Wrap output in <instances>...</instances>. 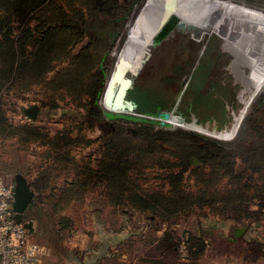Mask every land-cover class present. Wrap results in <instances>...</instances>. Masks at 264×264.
Here are the masks:
<instances>
[{
    "label": "trees",
    "instance_id": "obj_1",
    "mask_svg": "<svg viewBox=\"0 0 264 264\" xmlns=\"http://www.w3.org/2000/svg\"><path fill=\"white\" fill-rule=\"evenodd\" d=\"M131 9L130 0H0V138L47 148L50 164L31 186L56 196L55 213L102 189L112 205L159 219L162 256H178L184 244L188 258L199 259L207 243L202 236H178L174 227L182 217L198 210L235 222L264 215V88L230 141L157 120L160 110L142 112L154 118L105 111L106 65ZM35 87L51 108L70 101L80 123L104 132L96 139L64 130L51 136L35 124L13 123L6 98L23 99ZM96 143L99 158L76 157L77 147ZM58 169L62 186L53 181ZM150 176L162 185L147 186ZM33 205L23 215L27 230ZM60 225L71 228L72 220L62 218Z\"/></svg>",
    "mask_w": 264,
    "mask_h": 264
},
{
    "label": "rangeland",
    "instance_id": "obj_2",
    "mask_svg": "<svg viewBox=\"0 0 264 264\" xmlns=\"http://www.w3.org/2000/svg\"><path fill=\"white\" fill-rule=\"evenodd\" d=\"M231 1L264 11V0ZM130 2L131 13L106 65L107 76L100 100L104 110L105 92L115 68L117 51L126 42L129 22L131 24L138 16L147 0ZM202 36L198 38L190 32L175 30L152 49L151 56L125 93L121 94V84L114 89L113 100H122L127 109L132 107L129 112L122 113L154 118L142 112L160 110L184 117L180 114L182 112L189 117L188 125L174 124L175 127L197 131L195 125H198L210 132L231 130L234 123L232 114H238L242 108L238 96L243 84L236 81L234 75L244 80L247 89L251 85L255 86V92L259 89L256 81L246 82L241 68L233 70L232 74L233 56L225 48L221 36L207 32ZM128 70L130 68L124 74ZM263 88L254 97L243 120L253 109ZM250 93H246L244 99ZM157 104L161 106L157 107ZM34 105L39 106L35 120L28 114ZM6 107L13 123L35 124L51 136L64 130L70 131L72 137L96 139L104 132L99 127L90 129L87 124L80 123L78 110L70 101H61L56 108L48 106L39 87L33 88L23 99L7 97ZM155 118L162 120L160 115ZM124 123L129 127L135 126L134 122ZM46 150V147L34 143L24 144L15 139L3 141L0 138V178L16 183V176L22 175L35 192L34 205L25 222L32 226L28 229L30 238L42 247L40 264H106L109 261L113 264H264V215L258 220L235 222L198 210L182 217L174 227L178 236L181 239L189 234L202 236L207 243L206 251L199 259H189L184 244L178 256H162L156 248V241L165 228L159 219L127 206L112 205L102 189L89 192L82 201H75L65 210L55 213L56 196L49 192L38 193L31 186L39 178L41 169L50 164L45 160ZM74 153L79 160H87L89 156L92 159L100 157L97 143L85 148L77 147ZM56 174L53 181L57 186L64 185V171L58 169ZM146 185L157 188L162 182L150 176ZM62 218L72 220V227H62Z\"/></svg>",
    "mask_w": 264,
    "mask_h": 264
},
{
    "label": "bare ground",
    "instance_id": "obj_3",
    "mask_svg": "<svg viewBox=\"0 0 264 264\" xmlns=\"http://www.w3.org/2000/svg\"><path fill=\"white\" fill-rule=\"evenodd\" d=\"M129 24L126 42L117 51L112 84L123 79L126 69L139 64L151 44L177 26L190 28L193 25L201 32L216 33L223 38L225 48L233 56L232 74L233 70L241 68L246 82L256 81L259 89L255 92L254 85L247 89L244 80L234 75L236 81L243 84L238 96L242 108L238 114H232L234 123L231 130L212 131L220 138H233L254 97L264 86V11L241 6L231 0H147ZM248 92L251 93L244 99Z\"/></svg>",
    "mask_w": 264,
    "mask_h": 264
},
{
    "label": "water",
    "instance_id": "obj_4",
    "mask_svg": "<svg viewBox=\"0 0 264 264\" xmlns=\"http://www.w3.org/2000/svg\"><path fill=\"white\" fill-rule=\"evenodd\" d=\"M175 30H179L182 32H190L198 38H202V35L204 33V32H201L199 29H196V27H193V25L190 26V28L177 26V27H175V29H172L170 32L163 34L160 38H158L157 41H155V43L151 44L148 51H147V54L143 55L139 64L137 66L132 67L130 70H128L126 72V74L124 75V78L121 81L115 82L112 84L111 81H112L114 74H115V70H114L111 77H110V83L111 84L108 83V87H107V90L105 92L106 93L105 94V107H106L105 111L129 112L130 109H132V107H128V109H127L126 104L122 100H113V93H114L115 87L118 84H121V86H122L121 94L123 95L125 93V91L133 83L134 76H136L140 72L142 67L145 65V63L147 62V60L151 56L152 49L156 48L163 40H165L167 37L171 36ZM217 35H219V34H217ZM127 74H129L128 79H126ZM190 77H191V75L189 76V78ZM189 78H188V80H189ZM38 112H39V106H37V105L32 106L28 110V114L34 120L37 118ZM161 119L163 122L167 121V122L171 123L172 125H174V124L188 125L187 121L185 120L184 117L174 115V114H170L168 112L164 113V115L161 117ZM240 125H239V127H240ZM239 127H238V129H239ZM195 128H197V127H195ZM238 129H237V131H238ZM197 131H199L203 134L209 135L211 137L223 139V138L216 136L212 131L210 132V131H207L206 129L202 130V128H197ZM237 131L235 132L233 137H235V135L237 134ZM15 182H16L15 183L16 189H15L14 210L16 212L18 221L23 222V215H24L25 211L27 210V208L29 207V205L31 204V202L34 198L35 192L31 189L30 184L22 175H17Z\"/></svg>",
    "mask_w": 264,
    "mask_h": 264
},
{
    "label": "built area",
    "instance_id": "obj_5",
    "mask_svg": "<svg viewBox=\"0 0 264 264\" xmlns=\"http://www.w3.org/2000/svg\"><path fill=\"white\" fill-rule=\"evenodd\" d=\"M15 183L0 178V264H40L42 247L14 210Z\"/></svg>",
    "mask_w": 264,
    "mask_h": 264
},
{
    "label": "crops",
    "instance_id": "obj_6",
    "mask_svg": "<svg viewBox=\"0 0 264 264\" xmlns=\"http://www.w3.org/2000/svg\"><path fill=\"white\" fill-rule=\"evenodd\" d=\"M121 261H122V260H121ZM106 264H113V263H112V261H109V262H108V263H106Z\"/></svg>",
    "mask_w": 264,
    "mask_h": 264
}]
</instances>
